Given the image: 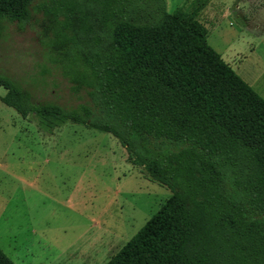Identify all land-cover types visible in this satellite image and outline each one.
Wrapping results in <instances>:
<instances>
[{
  "label": "trees",
  "instance_id": "trees-1",
  "mask_svg": "<svg viewBox=\"0 0 264 264\" xmlns=\"http://www.w3.org/2000/svg\"><path fill=\"white\" fill-rule=\"evenodd\" d=\"M203 0H0V37L33 12L75 106L0 74V101L39 132L112 135L170 195L103 264H264V98L206 40ZM0 264H15L0 249Z\"/></svg>",
  "mask_w": 264,
  "mask_h": 264
},
{
  "label": "rangeland",
  "instance_id": "rangeland-1",
  "mask_svg": "<svg viewBox=\"0 0 264 264\" xmlns=\"http://www.w3.org/2000/svg\"><path fill=\"white\" fill-rule=\"evenodd\" d=\"M165 1L168 12L192 2ZM204 3L197 18L207 43L264 98V21L246 1L243 14L241 0ZM40 18L35 11L24 25H6L0 74L35 101L86 102L85 89L73 90L46 56ZM169 195L127 162L112 135L68 122L39 132L0 102V249L15 264H103Z\"/></svg>",
  "mask_w": 264,
  "mask_h": 264
},
{
  "label": "crops",
  "instance_id": "crops-1",
  "mask_svg": "<svg viewBox=\"0 0 264 264\" xmlns=\"http://www.w3.org/2000/svg\"><path fill=\"white\" fill-rule=\"evenodd\" d=\"M203 1H205L206 2V0H203ZM242 1V3H241V5H240V7H238L239 9H240V13L241 14H243V12H242V7H243V5H244V2L246 1L247 3H250V4H252L253 3V1L252 0H245V1H243V0H241ZM255 4H252L253 5V10H252V12L253 11H255L254 13H255V17H257L258 19H260V20H262V21H264V0H255V2H254ZM211 8V5H210V3H209V1H207V12H209V9ZM245 18H244V20H247V18H246V16H244ZM197 19H199V18H197ZM226 20H227V17L225 18ZM198 21H200V20H198ZM229 23V22H228ZM220 24V23H219ZM218 24V25H219ZM218 25H216V24H213L212 26L213 27H217ZM229 25H231V23H229ZM207 32H208V29H207ZM262 36H264V32H262ZM221 50H224V48H222ZM218 53H220V56H221V58H222V55L223 54H221L222 53V51H220V52H218ZM225 62H227L228 63V60H226V59H224V58H222ZM246 82V81H245ZM1 102V101H0ZM2 103V102H1ZM3 104V103H2ZM6 106V105H5Z\"/></svg>",
  "mask_w": 264,
  "mask_h": 264
}]
</instances>
